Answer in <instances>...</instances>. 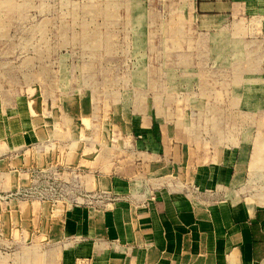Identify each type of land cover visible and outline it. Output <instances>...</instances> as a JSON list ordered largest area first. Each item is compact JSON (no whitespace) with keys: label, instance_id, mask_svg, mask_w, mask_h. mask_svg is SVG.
<instances>
[{"label":"crops","instance_id":"obj_1","mask_svg":"<svg viewBox=\"0 0 264 264\" xmlns=\"http://www.w3.org/2000/svg\"><path fill=\"white\" fill-rule=\"evenodd\" d=\"M179 1L162 43L136 11L122 87L104 61L85 86L71 65L59 91H0V194L59 169L120 196L0 200V264H264V0Z\"/></svg>","mask_w":264,"mask_h":264},{"label":"rangeland","instance_id":"obj_2","mask_svg":"<svg viewBox=\"0 0 264 264\" xmlns=\"http://www.w3.org/2000/svg\"><path fill=\"white\" fill-rule=\"evenodd\" d=\"M180 5L179 0H0V91L22 92L35 87L59 91V66L69 72L71 65L77 66L76 78L81 77L85 86L91 65L104 61L106 70L111 66L107 76L111 84L122 87L115 81L129 74L128 60L133 58L139 44L136 11L148 15L143 26L148 36L151 35V44L156 41L157 33L162 43L171 26L170 13L178 12ZM110 61H113L111 65ZM97 85L103 88L102 82ZM209 86L214 87L211 83ZM193 120L198 123L199 117ZM209 121L212 123L214 118L207 114L201 120ZM54 173L58 174L57 182L46 176ZM59 174V169L39 170L31 186L10 193L21 192V196L7 200L40 201L54 207L69 205L103 212L109 203L114 205L120 199V196L89 193L81 187L76 192L74 189L72 195L71 185ZM59 182L62 190H58V195L50 193L46 198L23 195L31 187L45 193L50 187H59ZM1 247L6 252L7 248Z\"/></svg>","mask_w":264,"mask_h":264},{"label":"built area","instance_id":"obj_3","mask_svg":"<svg viewBox=\"0 0 264 264\" xmlns=\"http://www.w3.org/2000/svg\"><path fill=\"white\" fill-rule=\"evenodd\" d=\"M46 176H47V178L49 180L52 179L53 182H57V179H58V177H57L58 174L57 173H54L53 176H51V175H46ZM58 190H59V192H61V190H62V187L60 185V182H59V187L58 186L50 187L48 190L46 189L45 193H42V192L39 193L34 188L31 187L29 189H26L25 192H23V195L25 197H32V196L39 195L42 198H46V195L47 194H50V193H54L55 195H58ZM21 195H22L21 192H17V193L10 194V195H7V196H2V194H0V200H7L8 198L16 197V196H21Z\"/></svg>","mask_w":264,"mask_h":264}]
</instances>
